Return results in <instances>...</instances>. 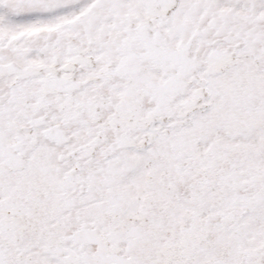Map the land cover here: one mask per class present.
<instances>
[{
  "label": "snow or ice",
  "instance_id": "1",
  "mask_svg": "<svg viewBox=\"0 0 264 264\" xmlns=\"http://www.w3.org/2000/svg\"><path fill=\"white\" fill-rule=\"evenodd\" d=\"M0 264H264V0H0Z\"/></svg>",
  "mask_w": 264,
  "mask_h": 264
}]
</instances>
